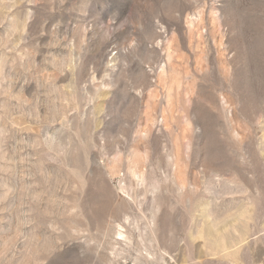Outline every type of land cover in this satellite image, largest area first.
<instances>
[{
	"label": "rangeland",
	"instance_id": "obj_1",
	"mask_svg": "<svg viewBox=\"0 0 264 264\" xmlns=\"http://www.w3.org/2000/svg\"><path fill=\"white\" fill-rule=\"evenodd\" d=\"M0 264H264V0H0Z\"/></svg>",
	"mask_w": 264,
	"mask_h": 264
}]
</instances>
